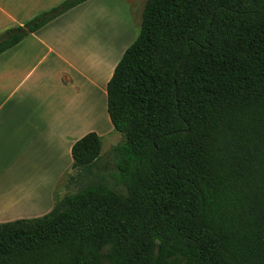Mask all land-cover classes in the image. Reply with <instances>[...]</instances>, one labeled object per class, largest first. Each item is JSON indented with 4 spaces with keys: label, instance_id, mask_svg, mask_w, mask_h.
Here are the masks:
<instances>
[{
    "label": "trees",
    "instance_id": "16d2710c",
    "mask_svg": "<svg viewBox=\"0 0 264 264\" xmlns=\"http://www.w3.org/2000/svg\"><path fill=\"white\" fill-rule=\"evenodd\" d=\"M88 0L0 35V54ZM122 141L71 147L72 194L0 223V264H264V0H146L106 85Z\"/></svg>",
    "mask_w": 264,
    "mask_h": 264
},
{
    "label": "crops",
    "instance_id": "0c3cea01",
    "mask_svg": "<svg viewBox=\"0 0 264 264\" xmlns=\"http://www.w3.org/2000/svg\"><path fill=\"white\" fill-rule=\"evenodd\" d=\"M29 3L0 0V32L32 19L35 15H27L25 6ZM60 18L0 54V223L51 211L53 173L72 169L71 147L87 134L85 120L100 118L97 98L106 105V85L117 63L102 80L89 74L85 97L81 72L65 49V29L61 22L55 24ZM50 25L55 26L49 38L42 37ZM50 63L57 67L52 74L43 68Z\"/></svg>",
    "mask_w": 264,
    "mask_h": 264
},
{
    "label": "rangeland",
    "instance_id": "374dc122",
    "mask_svg": "<svg viewBox=\"0 0 264 264\" xmlns=\"http://www.w3.org/2000/svg\"><path fill=\"white\" fill-rule=\"evenodd\" d=\"M64 0H31L26 4L27 15L32 16L43 12V8L54 7ZM146 0H92L89 3L67 12L57 21L61 22L66 37V52L73 58L78 72L80 84L88 83L89 74H95L100 80L104 79L113 64L117 63L122 54L135 40L139 33L141 15ZM73 11V12H72ZM31 16V17H32ZM23 24V23H22ZM52 26L41 31L42 37L49 38ZM13 28V27H11ZM6 28L0 32L3 34ZM50 33V34H49ZM30 41H27V43ZM35 45L36 41H31ZM30 49V48H29ZM28 49V50H29ZM37 52V51H36ZM52 62V60H51ZM44 69L51 74L57 70L50 63ZM65 68V67H62ZM67 70H69L67 68ZM102 90V88L100 89ZM88 88L84 86L86 97ZM97 96L99 94L97 92ZM96 96V97H97ZM100 118H87L83 124V130L95 132L101 138L100 162L106 165L107 170L103 174V180L111 187H115L113 174L115 172L114 159L111 150L122 141V136L113 130L109 121L106 105L99 100ZM75 171L70 169L66 174L53 173L54 193L58 196L72 194L85 187L90 182L100 179H82L80 182H69L68 178ZM62 175V176H61ZM63 181V182H62ZM62 182V183H61Z\"/></svg>",
    "mask_w": 264,
    "mask_h": 264
}]
</instances>
